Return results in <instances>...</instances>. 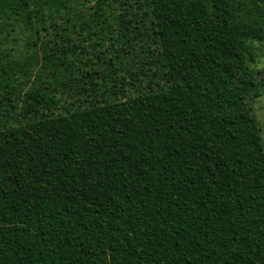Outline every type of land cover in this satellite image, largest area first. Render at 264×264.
I'll use <instances>...</instances> for the list:
<instances>
[{
	"label": "trees",
	"instance_id": "obj_1",
	"mask_svg": "<svg viewBox=\"0 0 264 264\" xmlns=\"http://www.w3.org/2000/svg\"><path fill=\"white\" fill-rule=\"evenodd\" d=\"M92 2L0 0V264H264V0Z\"/></svg>",
	"mask_w": 264,
	"mask_h": 264
},
{
	"label": "rangeland",
	"instance_id": "obj_2",
	"mask_svg": "<svg viewBox=\"0 0 264 264\" xmlns=\"http://www.w3.org/2000/svg\"><path fill=\"white\" fill-rule=\"evenodd\" d=\"M74 3H75L74 7L76 8V10L78 12L90 11L91 10L90 7L93 4L92 0H74ZM67 12H69L68 9L59 10V14H56L52 10H49L40 19V20L43 19V23L38 21V19H33L32 23L30 25H31V27H34L35 29L38 30V35L40 36V38L42 37V41H43L45 36L51 32V30H52L51 25L54 24L55 22H58L57 24H59L61 18L66 17V15L68 14ZM31 27L29 26V29H31ZM29 29H27L28 31L26 30V31H23L22 33H20V35L18 37H21L23 34L33 36V34L31 33V31ZM19 31H21V30L19 29ZM19 31L15 28L13 29V27H11L9 25L6 26V21H4V23L2 22L0 24V39L3 35L5 38H7V37L13 38V32L15 34ZM40 44H41V42H38L37 46H40ZM1 47H2V48H0L1 51L3 50V51L9 52V50H4V46H1ZM7 48L10 49V47L8 45H7ZM9 55L11 56V59L13 61H19V59L21 57L26 58V55H25V53H23L22 48L18 47V46L15 47L12 51H10ZM256 60H257V64L255 65V67H257L258 70L262 69V72L257 77V80L258 81H264V73H263L264 72V46H260V45L256 46ZM27 62H29V61H27ZM27 62H25V63H27ZM15 77L17 79L20 78L19 76H15ZM80 89H81V83L80 82H72L69 86V91H67V93L65 95L67 97V100L68 101H79L80 99L83 100ZM84 94H86L85 91H84ZM58 96H59V94H58ZM250 105L253 108V112H254V115H255L257 121L262 126L263 131H264V85L262 87L261 96L256 98L254 101H252Z\"/></svg>",
	"mask_w": 264,
	"mask_h": 264
}]
</instances>
